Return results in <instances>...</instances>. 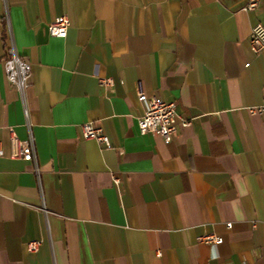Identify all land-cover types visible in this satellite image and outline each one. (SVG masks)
Returning a JSON list of instances; mask_svg holds the SVG:
<instances>
[{
	"label": "crops",
	"instance_id": "1",
	"mask_svg": "<svg viewBox=\"0 0 264 264\" xmlns=\"http://www.w3.org/2000/svg\"><path fill=\"white\" fill-rule=\"evenodd\" d=\"M247 1L0 0V141L31 137L37 167L0 158V264H264V50L249 45L264 0ZM10 41L31 66L23 97ZM139 90L190 124L140 133Z\"/></svg>",
	"mask_w": 264,
	"mask_h": 264
},
{
	"label": "built area",
	"instance_id": "2",
	"mask_svg": "<svg viewBox=\"0 0 264 264\" xmlns=\"http://www.w3.org/2000/svg\"><path fill=\"white\" fill-rule=\"evenodd\" d=\"M258 0H248L244 6L245 11H253L257 6ZM69 20L66 15L56 17L47 26L48 34L52 37L64 38L67 34ZM250 49L258 53L264 50V26L257 23L250 31L249 35ZM3 70L6 81L12 85L20 96L23 97L25 90L29 86L31 76L30 63L16 51L12 41L7 47V57L3 60ZM111 80H102V83L108 84ZM137 99L144 106L143 114L138 119V129L140 133L154 132L158 134L165 142H170L176 131L177 125L186 127L190 124L188 119H180L176 122L175 103L167 102L148 96L142 90L137 92ZM251 113H262L263 108L251 109ZM82 137L92 139L102 147L110 146V141L102 128L93 125L90 122L81 125ZM10 135V150L6 153L0 141V158L8 157L12 159H23L30 161L36 167V154L31 137L25 140H20L16 137L11 128ZM117 182V179H115ZM226 227L230 228L231 223L227 222ZM200 242L209 245H218L222 242L220 236L214 234H205L198 237ZM39 241H29L27 249L30 252H35L38 249Z\"/></svg>",
	"mask_w": 264,
	"mask_h": 264
}]
</instances>
